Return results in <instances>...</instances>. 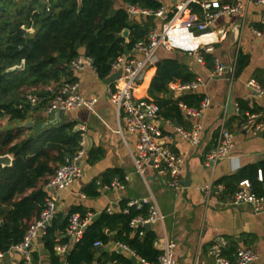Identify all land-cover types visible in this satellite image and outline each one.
Wrapping results in <instances>:
<instances>
[{
  "label": "crops",
  "instance_id": "obj_1",
  "mask_svg": "<svg viewBox=\"0 0 264 264\" xmlns=\"http://www.w3.org/2000/svg\"><path fill=\"white\" fill-rule=\"evenodd\" d=\"M158 1L161 3L160 7L165 6L168 10L176 9L179 4L188 3L187 10L182 17L191 13L202 19L200 4L216 0ZM217 1L221 3L241 1L245 8L239 14H223L214 20L213 27L223 34L212 52H202L204 62H199L195 56L186 52L159 48L155 65L146 70L135 91L138 97L154 100L149 95V87L156 73L157 62L166 58L178 59L190 68L196 75V79L201 78L202 80L201 86L196 90L180 94L200 93L204 95V98L208 97L211 100L210 105L198 117L191 116L182 109L188 120L186 125L182 126L190 129L194 124L202 125L200 143L191 145L181 138L174 130L175 124L163 115V122H160L166 137L164 143L169 145L182 159L181 188L170 187L167 177L157 174L151 166H148L145 171V179L136 172L134 164L136 135L127 131L107 92L108 87L114 85L115 81L109 84L105 79L119 70L113 71L112 68L111 74L105 79L100 78L96 69L93 68H85L73 74L75 78L73 81L79 84V94L84 98H97L94 107H80L66 111L63 120L56 118L55 112L50 115L44 110L37 112L35 117L40 116L44 122L39 123L33 120L35 123L45 124L48 121L49 124L43 126L46 127L63 122H75V130L79 131L78 127H85L88 140H90L87 147L88 153L79 161L82 175L66 189H55L52 192L56 202L55 217L60 223L73 208H79L84 214L94 218L98 213L108 209L119 211L122 202L149 198L152 203L156 202L163 219L151 224V228H145L155 233V247L158 250H160V240L164 237L175 242L176 264H217L215 258L209 254V248L214 241L220 238L228 240V251L243 247L253 249L259 254V258L251 264H264V210L257 213L250 204H233V195L224 194L225 185L219 182L224 177L237 174L254 164L259 166V173L260 165H264V127L256 135L253 134L245 125V120L239 111V102L244 101L249 107L258 108L256 112H264V95L248 85L251 79L258 81L257 73L262 74L259 78L264 79V40L256 37L252 30L253 28L264 29V6L256 5L250 0ZM45 2L50 3L49 0ZM131 4L124 0H114L111 13L124 9L130 25L149 24L150 30L162 27L164 19L157 16L143 14L131 16L128 12V6ZM134 5L141 7L138 4ZM170 16L173 14L171 13ZM126 30L127 35L125 36ZM120 34L128 43L129 28L123 29ZM82 51L84 48H81ZM240 53L247 55L248 63L238 76L234 75L232 78L212 76L216 60L236 66ZM123 54L135 58L142 56L139 51L133 50V47L126 48ZM80 55H85V53ZM150 72L148 84L144 86ZM180 95L178 92L169 90V97ZM119 128H122L124 135L118 132ZM222 129L230 130L234 136L230 157L207 166L204 163L206 154L215 145ZM91 147L102 150V156L94 162L89 161ZM113 168L119 169L124 177L129 176L124 188H113L111 183L101 184L103 174ZM94 180H98L99 193L97 195H91L85 191V188ZM258 180L263 181L259 177ZM207 185L213 186L210 194L203 189ZM43 236L40 234L33 241L32 264H52ZM74 243L69 239L67 252L60 254L63 257L61 264H66L65 256ZM113 243L116 244L114 250L109 247ZM119 243L110 242L108 245L103 244L96 247L97 253L111 254L114 251H123L137 260L139 264H144L139 256L122 249ZM107 247L109 250H106ZM226 254L230 260L235 257L231 260L235 262V254H230V252ZM22 261V254L11 249L5 252L0 264H22Z\"/></svg>",
  "mask_w": 264,
  "mask_h": 264
},
{
  "label": "trees",
  "instance_id": "obj_2",
  "mask_svg": "<svg viewBox=\"0 0 264 264\" xmlns=\"http://www.w3.org/2000/svg\"><path fill=\"white\" fill-rule=\"evenodd\" d=\"M49 1L48 11L44 0H0V155L10 154L13 158L12 165L0 168V250L3 252L22 242L28 228L40 218L46 199L51 195L46 183L80 147L81 132L75 130V122L39 130L25 127L24 123L29 120L44 122L40 116L35 117L37 112L46 109L62 82L75 80L70 65L81 53L93 59L98 75L105 79L125 49L146 38L150 30L149 24L130 25L124 9L111 13L114 0H82L81 6L79 0ZM124 1L152 10L161 6L158 0ZM125 28L130 30L128 43L120 34ZM81 48L84 51L81 52ZM247 63V55L240 53L235 76ZM22 64L23 68H15ZM261 75L257 73L256 78L264 88ZM195 79L196 75L178 59L166 58L156 64L149 95L160 106L164 118L175 125L188 122L180 105L198 108L204 95L184 93L169 97L168 85L175 80L187 83ZM29 94H35L40 101L32 104ZM257 110L244 101L239 102L244 120L246 111ZM5 119L7 123L1 126ZM101 156L100 148L89 149L90 162ZM258 167L254 164L221 179L219 182L225 185L223 193L233 195L239 183L248 179L252 190L264 195V165H260L263 181L258 180ZM114 177L123 179L124 174L119 169H109L103 174L101 184L111 183ZM97 181L85 188L88 194L99 193ZM127 202H122L119 211L105 210L92 219L83 237L66 254V264H139L123 251L97 253L94 246L97 240L104 245L110 242L126 244L146 262L159 264L161 250L155 247V233L144 227L135 231L130 225L133 218L148 215L149 204L141 208L129 206L128 212H124ZM76 212L86 216L79 208H73L64 221L60 223L55 217L46 229L43 240L52 264L63 261L55 246L69 242L68 220ZM141 229H145L143 235L139 234ZM228 248L224 250L226 257H229L228 252L236 254L237 249L228 251Z\"/></svg>",
  "mask_w": 264,
  "mask_h": 264
},
{
  "label": "built area",
  "instance_id": "obj_3",
  "mask_svg": "<svg viewBox=\"0 0 264 264\" xmlns=\"http://www.w3.org/2000/svg\"><path fill=\"white\" fill-rule=\"evenodd\" d=\"M256 5L264 6V0H250ZM45 2V0H44ZM188 3H182L176 6L174 10H168L165 6L152 10L142 8L131 4L128 6V12L131 16L143 14L154 15L164 19V23L160 29H151L146 38L139 40L133 47V50L139 51L142 56L140 58L129 57L124 54L120 55L113 63V71H121L114 85L108 87V96L111 102L116 106L118 113L129 133L136 135V154L134 155V164L136 172L145 179V171L148 166L159 174L167 177L168 185L174 189L182 186L181 166L182 159L167 144L164 143L166 138L161 129L160 122H163L160 106L155 100L147 97H138L135 94L146 70L156 63V53L159 48L167 50H178L186 52L197 58L199 62H204L202 52L210 53L214 50L216 43L220 42L223 32L213 27L214 20L223 14H239L245 5L241 1L233 3H221L220 1H208L200 4L203 17L199 19L196 15L189 13L186 17L182 14L187 10ZM47 10H50V4H47ZM171 13L173 16H170ZM33 32V29H30ZM256 37L264 40V29L253 28ZM199 32V33H197ZM71 70L73 74L85 68L95 69L93 59L88 55H79L71 62ZM236 66L229 65L220 60H216L212 76L229 77L235 75ZM201 78H197L192 82H171L169 90L171 92H188L196 90L201 86ZM255 91L264 95V88L260 83L251 79L248 82ZM79 84L75 81H64L54 91L53 98L49 102L44 112L48 115L57 111H71L80 107L92 108L97 102V98H84L78 92ZM28 99L32 104L40 101L35 94H29ZM211 100L205 97L198 108H188L181 104L182 109L191 116H201L204 110L210 105ZM245 125L253 134H257L264 127V112H247ZM81 132L79 141V149L73 157H68L66 162L61 165L56 173L52 175L46 183V188L50 192V197L46 199V205L40 214V218L34 222L27 230L22 242L13 246L11 249L22 254V264H32L33 262V241L38 235L46 234L47 227L51 224L56 214V202L54 200L53 191L66 189L74 180L82 175V167L79 163L84 157L88 147V135L85 127L77 128ZM175 132L191 145H198L201 140L202 125L194 124L190 129H186L182 125L174 126ZM118 132L124 135L122 128ZM233 133L230 130L222 129L219 132L217 141L211 150L206 154L204 163L211 166L223 159L230 157L233 146ZM258 177L263 180L262 170H259ZM129 176L123 179L115 178L111 182L113 188H124ZM207 194L213 189L212 185L204 188ZM124 212H128L129 206L141 208L144 204H149V212L147 216H137L131 220L133 229L145 228L147 224H153L163 219V215L156 202H151L149 198L142 200L133 199L127 202ZM232 203L250 204L257 213L264 210V196L257 195L248 179L239 183L237 190L232 196ZM112 213V209H108ZM93 216L86 215L82 217L80 213H72L69 216L66 235L73 241H79L92 221ZM145 233V229L139 231L140 235ZM101 240L94 243L95 247L102 246ZM161 254L159 256V264H176L175 247L176 244L172 240L164 237L160 240ZM122 249H125L132 255H136L135 251L123 243H119ZM229 246L226 238H220L214 241L210 248L209 254L213 256L217 264H251L259 258V254L248 247L238 248L235 254V262H231L224 255V250ZM10 249V250H11ZM55 250L58 254L66 253L68 244H57ZM5 252L0 250V260L4 257ZM144 264H150L140 258Z\"/></svg>",
  "mask_w": 264,
  "mask_h": 264
},
{
  "label": "water",
  "instance_id": "obj_4",
  "mask_svg": "<svg viewBox=\"0 0 264 264\" xmlns=\"http://www.w3.org/2000/svg\"><path fill=\"white\" fill-rule=\"evenodd\" d=\"M79 4L81 6L82 0H79ZM126 33H127V30L124 32V35L125 36L127 35ZM197 33H199V32H197ZM23 67H24V64H22L19 67H15V68H23ZM120 75H121V71L119 70L118 72L112 74L111 76H109L105 80H106L107 83L111 84L118 77H120ZM178 94L180 95L181 92H178ZM55 114L57 116L56 118H58L59 120H63L64 119V112L63 111H57V112H55ZM50 122H52V121H50ZM47 124H49L48 121L45 124H39V123H35L33 120H29L26 123H24V126L25 127H36V129L39 130V129H41V127H43V126H45ZM88 142L90 143V140H88ZM12 161H13V158H12V156L10 154L0 155V168L1 167H4V166H10V165H12ZM146 227L147 228H151V224H147ZM109 247H111L114 250L116 248V244L113 243ZM106 250H109V248L107 247Z\"/></svg>",
  "mask_w": 264,
  "mask_h": 264
},
{
  "label": "bare ground",
  "instance_id": "obj_5",
  "mask_svg": "<svg viewBox=\"0 0 264 264\" xmlns=\"http://www.w3.org/2000/svg\"><path fill=\"white\" fill-rule=\"evenodd\" d=\"M150 75H151V72L149 73V75L147 76V79H146V81H145V84H144V86H147V84H148V81H149V78H150Z\"/></svg>",
  "mask_w": 264,
  "mask_h": 264
},
{
  "label": "rangeland",
  "instance_id": "obj_6",
  "mask_svg": "<svg viewBox=\"0 0 264 264\" xmlns=\"http://www.w3.org/2000/svg\"><path fill=\"white\" fill-rule=\"evenodd\" d=\"M6 123H7V120L5 119V120H3V121L1 122V126H4Z\"/></svg>",
  "mask_w": 264,
  "mask_h": 264
}]
</instances>
